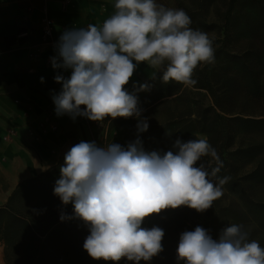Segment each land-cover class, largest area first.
Masks as SVG:
<instances>
[{
    "label": "clouds",
    "instance_id": "1",
    "mask_svg": "<svg viewBox=\"0 0 264 264\" xmlns=\"http://www.w3.org/2000/svg\"><path fill=\"white\" fill-rule=\"evenodd\" d=\"M114 9L101 25L65 30L60 36L52 66L72 71L67 79L55 77L62 83L53 96L57 115L91 121L139 118L138 98L125 87L138 64L162 71L164 83L192 86L195 70L215 63L213 40L190 27L183 9L157 0H115ZM145 90L147 84L137 89ZM148 127L147 118L138 119V133ZM174 147L175 153L146 152L138 137L127 147L81 141L65 154L53 192L63 205L71 203L74 216L87 225L90 234L83 248L91 258L149 262L163 251L165 233L157 226L142 227L146 217L180 206L204 212L222 197V186L231 177L218 184L210 179L223 162L207 138L177 139ZM207 156L215 167L203 160ZM70 218L60 216L62 221ZM176 259L177 264H264V248L249 240L240 224L223 229L218 240L197 226L180 235Z\"/></svg>",
    "mask_w": 264,
    "mask_h": 264
},
{
    "label": "rangeland",
    "instance_id": "2",
    "mask_svg": "<svg viewBox=\"0 0 264 264\" xmlns=\"http://www.w3.org/2000/svg\"><path fill=\"white\" fill-rule=\"evenodd\" d=\"M227 1L210 0L200 13L196 7L192 8L194 27L190 26L207 33L213 40L215 63L207 66L218 94L217 103L205 88L197 86V82L185 86L175 81L164 83L157 78L148 90L137 91L139 86L127 90L138 98L139 118L106 117L101 121V132L95 134L97 147L103 148L109 143L127 147L139 137L144 151L161 154L170 150L175 153L177 139L187 142L207 138L217 154H221L223 162L217 176L210 179L218 184L220 178L231 177L222 186V197L204 212L180 206L146 217L142 227L163 229V251L149 262L141 260L140 264H177L180 235L194 231L197 226L208 230L211 237L218 240L223 229L240 224L249 232V240L257 241L264 248V224H260L256 211L247 210L238 193L244 189L252 199L264 201V19L259 16L261 10L254 1L238 0L233 9L229 37L222 43L220 28ZM157 2L176 8L172 0ZM196 70L195 81L201 77ZM143 118H147L149 127L138 133V119ZM225 133L229 135L222 146ZM203 160L214 162L210 156ZM63 164L64 157L47 171L24 180L6 204L19 214L39 220L52 213L65 214L71 217L67 219L66 234L58 230L51 238L42 236L27 244L17 239L6 245L0 239V264H135L126 258L113 262L88 255L83 248L90 234L87 225L74 216L71 203L63 205L53 192ZM63 239L65 245L61 243ZM29 254L34 255L33 261Z\"/></svg>",
    "mask_w": 264,
    "mask_h": 264
},
{
    "label": "crops",
    "instance_id": "3",
    "mask_svg": "<svg viewBox=\"0 0 264 264\" xmlns=\"http://www.w3.org/2000/svg\"><path fill=\"white\" fill-rule=\"evenodd\" d=\"M62 1L46 0L57 35L88 24L99 26L115 10V0H68L65 7ZM40 4V0H0V206L20 183L47 171L72 146L90 142L94 135L79 115L73 119L56 114L53 96L62 90V83L55 77L67 79L72 70L54 69L56 56L51 50L34 52ZM155 72L160 71L138 64L126 89L146 83ZM39 122L56 124L57 129L42 132Z\"/></svg>",
    "mask_w": 264,
    "mask_h": 264
},
{
    "label": "trees",
    "instance_id": "4",
    "mask_svg": "<svg viewBox=\"0 0 264 264\" xmlns=\"http://www.w3.org/2000/svg\"><path fill=\"white\" fill-rule=\"evenodd\" d=\"M177 9H183L191 18L194 11L192 8L196 7L198 12H203V9L206 5L209 4L210 0H172ZM238 0H228L227 5L223 15V24L220 28V32L223 34L222 43L226 42L229 37V28L230 22L233 15V9ZM254 1L258 9L261 10L259 16L264 19V1L262 0H252ZM187 3L189 6H187ZM164 5V4H163ZM192 19V18H191ZM197 21V20H196ZM201 23L202 20H200ZM196 23V22H195ZM190 26L194 27V24ZM228 56V54H227ZM232 57V56H228ZM201 77L196 81L197 86L200 88H205L213 97L214 102L217 103L218 94L213 88V83L211 76L209 75L208 66L202 65L201 68L196 70ZM161 72H155L150 79L144 83L148 86L153 85L154 81L157 78L162 77ZM162 79V78H161ZM221 117V116H220ZM228 133H225V138L222 140L221 145L224 146L228 138ZM221 154L219 158L221 159ZM212 167H215V161L211 164ZM240 198L247 208L248 211H256L258 217H260V224H264V201H256L251 198V196L246 192V190H238ZM68 220H61L60 216L55 213L50 214L44 220L35 219L31 216H26L15 212L9 205L4 204L0 206V239L3 240L6 245L13 244L17 239H20L23 244H27L30 241H37L39 238L44 236V238H51L58 230H63V233L66 234L65 229H67ZM69 229V228H68ZM67 229V230H68ZM66 241L63 239L62 244ZM65 245V244H64ZM51 249V247H50ZM54 250V248H52ZM33 254H29L30 261H33Z\"/></svg>",
    "mask_w": 264,
    "mask_h": 264
},
{
    "label": "built area",
    "instance_id": "5",
    "mask_svg": "<svg viewBox=\"0 0 264 264\" xmlns=\"http://www.w3.org/2000/svg\"><path fill=\"white\" fill-rule=\"evenodd\" d=\"M41 4L39 7L40 10V17H39V27L36 32L37 40L32 43V46L34 48V52L41 53L44 50H51L54 55L58 56L57 51V44L59 41L60 36L63 34V32H59L58 35L55 33V27H54V20L51 18V16L48 13V7L46 5V0H40ZM68 3V0L62 1V6L65 7ZM48 59V58H47ZM49 61V60H48ZM85 106H81V109L83 110ZM79 118L93 130V137L90 142H96L95 134L101 132L102 129V123L101 121H91L88 118L84 116H79ZM39 128L42 132H45L47 130H56L57 125L51 124L49 126H46L43 124V122H39ZM13 131L9 130V134ZM31 133V131L29 130Z\"/></svg>",
    "mask_w": 264,
    "mask_h": 264
}]
</instances>
